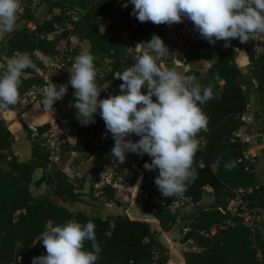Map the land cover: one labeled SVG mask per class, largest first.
Wrapping results in <instances>:
<instances>
[{
  "label": "trees",
  "instance_id": "1",
  "mask_svg": "<svg viewBox=\"0 0 264 264\" xmlns=\"http://www.w3.org/2000/svg\"><path fill=\"white\" fill-rule=\"evenodd\" d=\"M38 4L50 3V18L35 22L33 27L25 25L16 28L0 41V69L5 72L3 65L8 58L17 53H27L35 62L36 54L49 57L61 56L60 48L63 40H69L78 35L80 41L90 45L94 64L99 70L97 60L102 53L111 61V73L101 76L98 72L96 83L102 91L99 99L110 95H118V88L105 89V85L115 78L114 73L127 68L128 49L120 39L121 33H128L131 43H143L151 40L153 34L159 36L164 44L170 43L167 28L162 25H144L133 15V5L122 8L121 21L112 22L107 28L104 24L113 13L115 5L121 0H37ZM60 13L54 14V10ZM81 11L77 20L67 21L66 10ZM183 22L176 24L177 30H194L193 23L182 18ZM33 16L28 17L32 22ZM167 26V25H166ZM53 35L50 39L49 36ZM202 38V37H201ZM250 41L241 44L239 39H232L230 46L216 44L213 46L202 38L191 44L184 42L183 50L191 45L183 54L185 65L189 67L186 75H193L200 84L212 87V99L203 105H198L209 118L207 128L197 134L199 150L194 157V168L198 178L191 182L182 197H163V205L154 201L158 188L148 181L151 173H159L158 169L147 171L144 163H151V158L145 154L142 158L134 153H128L126 160L130 166L138 165L144 172L141 189L146 191L143 210L155 216L165 231H170L176 223L177 214L171 209L180 199H188L196 209L187 214L188 231L182 242L188 243L191 249L185 252L186 264H264V230L253 229L243 219L245 213L259 214L264 211V184L259 179L251 160L246 157L249 146L238 135L239 130L246 125L243 116L249 111V95L256 85L262 96V114H264V41H258L257 46L263 51L258 53L249 45ZM238 49L239 52L234 51ZM246 51L250 65L255 74L254 79L242 81L243 73L239 64H247ZM76 56L77 50L72 51ZM140 53L138 52L137 55ZM239 55V56H238ZM72 66L71 57H63ZM210 61V67L202 72L191 67L192 62ZM161 59L158 60V63ZM65 74L60 78L47 81L32 66L24 70L19 87V100L7 110H0V264H32L33 257L46 255L42 243L36 240L43 231L51 225H62L70 220L81 224L91 221L95 225L97 243L101 248L96 264H151L154 260V234L147 221L132 219L127 215L118 214L109 218L89 215L82 211H73L68 206L53 201L50 195L35 196L32 185L40 188L47 185L51 194L64 204L74 205L83 202L87 179L70 178L59 166L52 161L53 149L46 144L44 136L51 129L49 123L32 129L23 120L22 114L28 105H22V100L36 88L54 83L59 85ZM203 88V87H202ZM74 89L68 86L65 97L74 103ZM146 94V89H142ZM155 101V97H153ZM14 111L23 125L24 131L31 141L32 155L27 163L19 162L12 151L16 142L15 134L10 129L4 112ZM77 110L73 107L63 115L67 121L68 134L76 138V143L63 144V149L77 152L84 158H95V166L90 174V188L93 190L106 168L115 161L111 149L115 141L107 131L99 109L95 123L84 126L77 119ZM260 115H257L259 117ZM56 119L59 118L56 115ZM139 137L134 135L133 142ZM220 158L217 166L216 161ZM234 162L235 167L229 171L225 164ZM37 168H43L44 173L38 180L33 179ZM126 180L134 185L136 175L127 176ZM211 189L212 191H209ZM108 203L116 200V189L112 184H106L100 189ZM210 192L213 202L202 204L201 201ZM241 203L237 213L228 208V204L236 197ZM264 224V223H263ZM85 250H91V242L86 241Z\"/></svg>",
  "mask_w": 264,
  "mask_h": 264
},
{
  "label": "clouds",
  "instance_id": "2",
  "mask_svg": "<svg viewBox=\"0 0 264 264\" xmlns=\"http://www.w3.org/2000/svg\"><path fill=\"white\" fill-rule=\"evenodd\" d=\"M134 6L131 15L139 22L167 25L190 20L194 30L209 44L232 39L245 44L264 34V0H130ZM124 8L128 7L125 3ZM21 0H0V34H9L18 27ZM140 54L134 64L114 73L122 83L120 94L99 99L101 90L96 83L98 70L94 56L82 51L74 58L69 84L74 91L77 119L82 125L95 123L99 116L115 141L111 156L115 162L125 163L126 155L147 154L151 163H144L147 171H159L154 183L163 197H182L191 182L198 178L194 157L199 150L197 134L207 128L209 118L198 105L212 99V87H201L197 78L175 68L158 63L169 54L164 41L153 34L148 42L135 48ZM234 51L239 52L238 49ZM32 63L27 53H17L3 65L0 76V110H7L19 100V87L24 70ZM146 89V94L142 92ZM68 85L49 83L41 101L45 110L63 99ZM155 97V101L153 100ZM135 135V142L128 137ZM220 158L217 159V166ZM234 162L225 164L231 171ZM46 255L33 257L32 264H96L101 248L97 243L95 225L70 220L62 225H51L36 237ZM86 241L91 250H85Z\"/></svg>",
  "mask_w": 264,
  "mask_h": 264
},
{
  "label": "rangeland",
  "instance_id": "3",
  "mask_svg": "<svg viewBox=\"0 0 264 264\" xmlns=\"http://www.w3.org/2000/svg\"><path fill=\"white\" fill-rule=\"evenodd\" d=\"M130 4V0H121L119 1L114 8L113 13L109 16V19L104 24L102 29L107 28L109 24L112 22H120L121 21V11L123 8V4ZM22 11L19 14L18 27H23L28 25L29 27H33L35 22L43 21L45 18H50L53 14L49 13L50 3L38 4L37 0H21ZM60 13L59 10H54V14ZM64 16L67 18V21L77 20L80 17L81 11L78 9L66 10ZM33 16L34 20L32 22L28 21V17ZM144 25H152L151 22H143ZM163 29L167 28L168 37L170 39V43H166L165 46L169 50V54L160 57V63H163L166 67L175 68L177 71L185 73L188 70V66L185 65V61L183 59L184 52L190 48V44L186 46L185 49H182L184 42L188 41L191 44L197 43L202 40L200 35L192 34L190 31L181 30L178 31L176 24H173L171 27L162 26ZM263 34H259L255 36L252 40H250L249 45L252 48H255L258 53H261L263 50L258 48L257 42L262 41ZM120 39L124 42L128 49L127 67L132 66L134 64L133 57L138 54V51L135 48L137 44L131 43L128 38V33H121ZM218 44H225V41H217ZM60 48L64 51V56L67 54L71 57L73 61L76 55L74 54V50H77L79 54L82 51H88L90 49V45L85 41H80L78 35L71 37L69 40H63L60 45ZM97 60L100 62L101 66L99 67L98 72L101 76L108 75L111 73L113 67L111 65V61L107 59L102 53L98 54ZM70 58L68 60H64V58L54 57L52 58V62L49 63L48 67H45L42 72L50 78H60L62 75L67 74V82L66 85L70 86V73L73 71V68L69 65ZM211 65V62L197 61L192 62L191 67L194 69H198L202 72L206 71ZM244 69L243 79L245 82L249 79H254L255 74L253 73V69L251 65H247V68ZM122 81L118 78H114L108 84L105 85V89H109L111 87H115L119 89ZM201 87H207L209 85L200 84ZM260 92V91H259ZM249 95V110L245 116H250L252 118V122L249 124V127L244 130V134H248L249 140L245 139L248 143V150L246 151V157L249 158L252 164L255 167V171L264 184V114H262V96L261 94L255 93L252 89L248 90ZM30 100V97L28 98ZM71 102L67 99V97H63L62 100L57 101L53 105V110L56 114L63 118L64 113L69 111L71 108L69 105ZM74 114L77 112L74 111ZM257 115H260L257 117ZM62 123H60L61 125ZM33 126H38L36 123ZM134 134L128 139L133 140ZM251 141V144H250ZM55 146V144H54ZM59 150L63 151L65 161L69 160V165H66V171H64L70 178H82L83 176L86 178L88 171H86L85 166L80 167L82 163L86 162V158L82 155L74 156L71 151L67 149H63V144H61ZM53 152H59L55 148ZM142 158V157H141ZM31 158L27 161H23L22 163H27ZM80 167V168H78ZM85 167V168H84ZM5 166L0 165V170L5 169ZM65 168V167H64ZM82 168V169H81ZM159 173H151L149 175L148 181L155 185L154 180L158 176ZM136 175L137 181L134 185H131L127 180V176ZM82 176V177H81ZM37 178V175L35 176ZM90 178V174L88 175ZM144 177V172L140 171L138 165L130 166L128 161L120 164L119 162L113 161L107 168L106 172L102 175L95 188L91 190L89 185H86L84 192L87 196L83 197V202L76 203L74 205L67 204V206L76 211L77 207L89 215H97L102 218H109L116 216L118 214L127 215L132 219H139L147 221L154 234V260L151 264H186L185 261V252L189 251L191 247L188 243L182 242V238L185 233L188 231L186 225L188 220L186 216L188 213L194 211L197 205H194L188 199H180L177 200L173 206L171 207L172 211L177 214L176 223L173 225L170 231H165L160 225L159 219L155 216L146 213L143 210L144 201L147 198L146 191L141 189L142 181ZM106 184H112L116 189V200L114 202L108 203L105 200V196L103 192L100 190ZM49 189V188H48ZM209 191H212L211 189ZM47 193L53 199L54 202H62L56 196L51 194V191L47 190ZM210 192H207L206 196L201 201L202 204H210L213 202V198L210 197ZM154 201L160 205H163L161 200L160 191L155 194ZM241 203V199L238 195L234 200H232L228 204V208L235 215L237 213V207ZM243 219L245 222L251 226L253 229L264 230V211L259 214H250L245 213L243 215ZM264 235V234H263Z\"/></svg>",
  "mask_w": 264,
  "mask_h": 264
},
{
  "label": "crops",
  "instance_id": "4",
  "mask_svg": "<svg viewBox=\"0 0 264 264\" xmlns=\"http://www.w3.org/2000/svg\"><path fill=\"white\" fill-rule=\"evenodd\" d=\"M6 35L7 34H0V41L3 40V38ZM49 38L52 39L53 35H50ZM242 52L246 53V56H247V64L245 62L244 63L242 62V64H239V67L241 68V71L244 74V69H242V68L246 69L247 65L250 64V61H249L248 54L246 51H241L239 53V55H241ZM36 56H37V59L35 62L28 56L31 60L32 67L40 75L45 77V79L47 81H50L51 78L49 79V77L46 76L42 72V70L45 67L49 66V63L52 62V58H54V57L45 56L41 53H37ZM58 57H60V56H58ZM61 57L62 58L64 57V51H63ZM201 61H204V60H201ZM204 62L209 63L210 61H204ZM70 67H72V66H70ZM2 75H3V71L0 69V76H2ZM67 76L68 75L65 74V76L61 80L60 84L66 85ZM46 86L47 85L34 89L32 92H30L28 94V96H26V98H24L22 100V105H28L29 106L28 109L22 114V120L32 129H35L36 127L41 126L44 123L50 124L51 129L48 132H46L44 139L46 140V144L50 148L56 147V150L59 151V152H53L52 161L54 163H56L59 166V168H61L63 171H66V165H69L68 163H69L70 159L65 161L64 157L66 155L63 154L62 150H59L60 149L59 146L61 144H64V143H69L71 145H74L76 143V138L72 137L68 134L69 129L67 127V121H65L61 116L56 114L51 109L45 110L43 105L41 104V101L44 99ZM252 90L257 94H260L259 89H258V85H256L254 88H252ZM29 97H30V100H28ZM249 110H252V109L250 108ZM56 115L59 118L58 120L56 119ZM4 117L6 118L8 125H9L10 129L12 130V132L15 134V138H16V142L12 147V151L17 156L19 162L22 163L23 161L29 160L31 158V155H32L31 141L28 139V135L24 131L23 125H22L21 121L19 120V117L17 116V114L14 111H11V110L4 112ZM243 120L245 121L246 125L243 126L239 130L238 135L243 140H244V138L249 140V138H251V137H248L249 136L248 134H244V130L249 127V124L252 122V118L250 119V116H245V117L243 116ZM34 123H36L38 126H33ZM60 123H62V124L60 125ZM54 144H55V146H54ZM250 144H251V141H250ZM71 153L74 156L79 154L77 152H72V151H71ZM85 164L87 166H86V168L85 167L84 168L86 169V171H89L90 169H92L95 166V158L92 157V158L86 159V162L82 163V165H80V167L82 166V168H83V166H85ZM80 167H78V168H80ZM43 173H44L43 168H37L35 170V172L33 173L34 181L41 178ZM36 175H37V178L35 177ZM88 175L89 174L87 173L86 185H89V187H90V178L88 177ZM31 188H32V192L35 196H41L44 194L49 195L47 193V190L51 191V189L47 185H43L40 188H36L34 185H32ZM58 203L61 205L67 206V204H64L63 202H58ZM78 203H81V202H78ZM76 209H77L76 211H82L80 209V207H77Z\"/></svg>",
  "mask_w": 264,
  "mask_h": 264
},
{
  "label": "built area",
  "instance_id": "5",
  "mask_svg": "<svg viewBox=\"0 0 264 264\" xmlns=\"http://www.w3.org/2000/svg\"><path fill=\"white\" fill-rule=\"evenodd\" d=\"M262 41H264V34H263V38H262Z\"/></svg>",
  "mask_w": 264,
  "mask_h": 264
},
{
  "label": "water",
  "instance_id": "6",
  "mask_svg": "<svg viewBox=\"0 0 264 264\" xmlns=\"http://www.w3.org/2000/svg\"><path fill=\"white\" fill-rule=\"evenodd\" d=\"M188 69H189V67H188Z\"/></svg>",
  "mask_w": 264,
  "mask_h": 264
}]
</instances>
